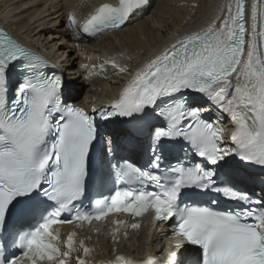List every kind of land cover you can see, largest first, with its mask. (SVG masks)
Instances as JSON below:
<instances>
[{"label": "snow or ice", "instance_id": "obj_1", "mask_svg": "<svg viewBox=\"0 0 264 264\" xmlns=\"http://www.w3.org/2000/svg\"><path fill=\"white\" fill-rule=\"evenodd\" d=\"M142 7L104 3L79 26L69 14V27L97 37L122 30ZM221 12L90 112L69 103L61 76L0 28V264H73V253L74 264H89L93 249L58 225L148 212L171 228L166 258L116 255L107 264H264V188L241 187L248 168L264 169V0L250 16L245 0ZM106 65L130 71L116 59L101 71ZM114 121L128 126L120 135L136 142L138 158L119 155L116 136L103 139ZM113 223L116 243L121 228L140 227Z\"/></svg>", "mask_w": 264, "mask_h": 264}, {"label": "bare ground", "instance_id": "obj_2", "mask_svg": "<svg viewBox=\"0 0 264 264\" xmlns=\"http://www.w3.org/2000/svg\"><path fill=\"white\" fill-rule=\"evenodd\" d=\"M104 1L107 0H0V23L25 45L45 55L62 73L68 88L74 90H69L72 100L89 108L116 99L138 67L179 37L207 27L217 15L224 14L222 6L232 3V0H150V5L135 14L122 30L94 41H87L77 28L69 27V14L78 22L93 6ZM111 59L129 69V73L119 74L110 65H106L107 74L101 71V65ZM220 122L227 129V137L228 129L233 128L227 114ZM145 247L142 241L117 244L103 240L96 252H104L101 259L107 264L113 250L135 256Z\"/></svg>", "mask_w": 264, "mask_h": 264}]
</instances>
